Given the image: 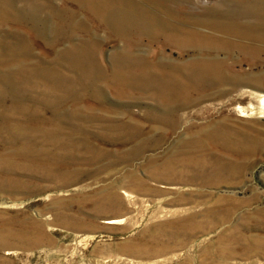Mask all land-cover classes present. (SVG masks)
<instances>
[{"label":"rangeland","instance_id":"374dc122","mask_svg":"<svg viewBox=\"0 0 264 264\" xmlns=\"http://www.w3.org/2000/svg\"><path fill=\"white\" fill-rule=\"evenodd\" d=\"M263 98L264 0H0V264H264Z\"/></svg>","mask_w":264,"mask_h":264},{"label":"bare ground","instance_id":"6f19581e","mask_svg":"<svg viewBox=\"0 0 264 264\" xmlns=\"http://www.w3.org/2000/svg\"><path fill=\"white\" fill-rule=\"evenodd\" d=\"M262 101H263V105H264V98L262 99ZM259 109H261V110H263V112H264V106L263 107H259ZM110 221H116V220H110Z\"/></svg>","mask_w":264,"mask_h":264}]
</instances>
